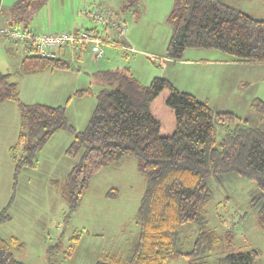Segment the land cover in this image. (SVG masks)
Returning <instances> with one entry per match:
<instances>
[{
	"label": "trees",
	"instance_id": "obj_1",
	"mask_svg": "<svg viewBox=\"0 0 264 264\" xmlns=\"http://www.w3.org/2000/svg\"><path fill=\"white\" fill-rule=\"evenodd\" d=\"M49 0H14L3 14L7 27L30 31L35 15ZM142 0H126L125 9L138 12ZM123 13L113 18H121ZM170 27L165 56L182 60L188 49H216L238 61L264 63V18L256 17L224 0H172L165 18ZM126 22V21H125ZM16 43V41H14ZM126 54V53H125ZM60 57L26 53L13 73L0 70V104L16 103L20 131L9 146L13 163V187L23 167H36L38 152L58 130L72 139L64 154L77 158L63 180L52 185L75 212L92 177L123 156L136 159L146 185L135 218L138 234L122 264H165L188 255L178 248V234L186 222H194L198 237L192 254L210 252L218 234L208 226L206 206L212 198L211 179L229 175L254 181L249 196L259 226L264 231V130L231 111L213 112L193 94L179 90L170 80L155 76L141 83L129 66L99 68L92 73L99 88L77 90L74 95L95 98L93 111L82 129L68 122L65 105L26 104L19 99V78L50 69H68ZM18 77L14 80L13 77ZM250 106L264 120V101L255 97ZM227 131L217 138L216 125ZM116 195L115 191L106 196ZM12 198L0 210V225L10 219ZM77 236H73L76 242ZM55 240L51 243L53 244ZM18 239L0 236V264H24L13 252ZM73 246H70L72 249ZM48 250V263L52 261ZM261 251L251 248L229 253L228 264H256ZM107 254L94 264H117ZM205 261L190 264H203Z\"/></svg>",
	"mask_w": 264,
	"mask_h": 264
},
{
	"label": "rangeland",
	"instance_id": "obj_2",
	"mask_svg": "<svg viewBox=\"0 0 264 264\" xmlns=\"http://www.w3.org/2000/svg\"><path fill=\"white\" fill-rule=\"evenodd\" d=\"M3 1L0 19H4L6 4L14 0ZM224 1L264 18V0ZM51 2L54 7L57 0ZM91 3L112 16L123 13L121 17L126 21L127 35L145 48L133 44L136 51L125 56L120 49L104 45L103 59L109 57L110 63L103 68L123 66L137 57L152 75H167L179 90L206 102L213 112H234L247 119L249 124L264 130L261 114L250 106L251 99L255 97L264 101V63L238 61L216 49L196 48L186 50L178 62H166V59H161V53L166 49L170 33L165 18L172 0H142L138 4L139 11L133 14L123 12L126 0H91ZM96 27L98 30L101 28ZM5 38V35H0V70L13 73L25 52L18 42L15 50H8ZM140 53L145 54L144 59ZM97 62L92 59L93 65ZM162 65L167 67L162 69ZM90 88L94 92L99 88L94 78ZM91 101V109H88L89 103L83 108L92 113L95 105L93 96ZM12 104H0V210L13 197L8 209L10 219L0 225V236L5 240L15 237L22 243V247L14 245L13 252L24 264H49L48 250H52L51 259L57 264H94L113 253L120 257L113 262L122 264L138 234L135 214L146 185L136 159L123 156L97 172L80 206L69 215L68 202L51 183L52 179L63 180L77 161V158L63 152L69 133L56 131L38 152L36 167H23L13 187V163L8 147L15 140L12 138L18 123L8 119L9 114H6V109L13 107ZM226 131L225 124L216 125L218 139ZM210 187L212 198L206 206L208 226L218 234V240L206 256H201L202 253L194 256L191 252L199 229L194 222H186L180 228L177 245L182 253L190 254L173 257L165 264H190L201 260L205 261L203 264H228L225 260L227 254L251 248L261 251L256 264H264V231L259 226L255 208L249 202L254 181L231 174L211 179ZM109 190L115 191L116 195L106 196ZM75 235L76 242L73 241Z\"/></svg>",
	"mask_w": 264,
	"mask_h": 264
},
{
	"label": "crops",
	"instance_id": "obj_3",
	"mask_svg": "<svg viewBox=\"0 0 264 264\" xmlns=\"http://www.w3.org/2000/svg\"><path fill=\"white\" fill-rule=\"evenodd\" d=\"M13 2V1H12ZM9 2L6 4L7 8L12 4ZM5 4L3 0L0 2V13L2 7ZM91 3V0H57L55 6L52 7V2L49 0L46 5L35 15L32 24L29 27L30 31H37L39 33L58 32L65 29H78L84 28L88 30H98L95 23L87 19L82 10ZM4 19H0V29L7 27ZM130 42L136 45V41L127 35ZM6 47L8 50H15L17 43L13 44L10 40L6 39ZM20 44V43H19ZM139 45V44H137ZM144 48V46L139 45ZM23 48V45H22ZM145 49V48H144ZM147 51V50H144ZM23 52V51H22ZM187 52V51H186ZM214 53V51H212ZM92 47L90 44H83L77 49L71 48L66 45L60 52L59 57L70 63L68 69H50L42 72L30 74L19 78V99L26 104L42 103L50 106H62L65 105V112L68 122L72 124L77 130L82 129L89 118V110L93 102L91 101V95H74L77 90L86 89L90 87L92 81V73L99 68H103L104 65H109V57L102 56V59L98 60L96 65L92 63ZM125 54V53H123ZM144 59L145 54L140 53ZM217 54L219 57L222 55ZM125 56H127L125 54ZM163 60L171 62L172 60L166 58L165 51L161 53ZM130 58V56L128 57ZM21 59V58H20ZM197 59V58H196ZM95 60V59H94ZM178 62L174 61L173 63ZM129 66L132 73L138 78V80L144 84L149 83L156 75L151 74V70L148 69L141 59L133 58L130 63L125 64ZM124 66V65H123ZM76 67V68H75ZM166 68V65H162V69ZM162 77L170 80L167 75ZM173 84L174 82L170 80ZM9 102V101H8ZM13 103V102H12ZM89 103L88 109L83 108L85 104ZM13 107L7 108V117L12 121L18 123L17 130H14V137L17 138L20 131V116L18 106L16 103L12 104ZM16 109V114H15ZM17 117L13 120V118ZM15 128V127H14ZM56 133V132H55ZM54 133V134H55ZM53 134V135H54ZM72 139V135L69 134L64 143V149ZM11 142L10 145H12ZM12 141V140H10ZM9 152V147H8Z\"/></svg>",
	"mask_w": 264,
	"mask_h": 264
},
{
	"label": "built area",
	"instance_id": "obj_4",
	"mask_svg": "<svg viewBox=\"0 0 264 264\" xmlns=\"http://www.w3.org/2000/svg\"><path fill=\"white\" fill-rule=\"evenodd\" d=\"M82 14L93 21L96 26L101 27L100 30L78 28L39 33L6 27L0 29V33H3L7 39L23 44L24 52L37 56L56 58L59 57V52L66 45L77 49L83 44L91 45L92 56L95 60L103 56L104 45L113 46L127 53L136 51L127 38V25L122 17L115 19L110 13L94 3L85 7ZM151 57L154 58L155 56L152 55Z\"/></svg>",
	"mask_w": 264,
	"mask_h": 264
}]
</instances>
